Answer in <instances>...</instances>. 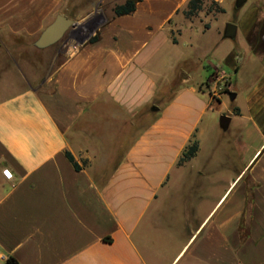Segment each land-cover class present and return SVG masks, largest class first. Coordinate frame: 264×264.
<instances>
[{
    "label": "crops",
    "instance_id": "crops-1",
    "mask_svg": "<svg viewBox=\"0 0 264 264\" xmlns=\"http://www.w3.org/2000/svg\"><path fill=\"white\" fill-rule=\"evenodd\" d=\"M68 1L0 0V261L264 264L257 19L240 54L222 44L224 21L179 17L189 0H141L94 41L63 48L74 27L37 47ZM226 64L240 90L213 101L207 82L231 76Z\"/></svg>",
    "mask_w": 264,
    "mask_h": 264
},
{
    "label": "rangeland",
    "instance_id": "rangeland-1",
    "mask_svg": "<svg viewBox=\"0 0 264 264\" xmlns=\"http://www.w3.org/2000/svg\"><path fill=\"white\" fill-rule=\"evenodd\" d=\"M125 1L126 0H69L64 5L63 10L69 15V17L77 19L78 25L77 27L72 29L70 33L65 37L66 39L61 46L63 48H68L69 45H71V47L73 48L76 46L79 47L83 43L87 44L92 41L100 33L101 29L107 23V21L115 16L113 7L117 4L124 3ZM235 2L236 0H229V3L226 2L225 4L228 6V9L225 8L224 13L217 11H208L206 8L199 14V16L193 19H205V21L203 22L204 25L205 23H214L213 27L215 28L218 27V23H222L223 21V26H225L229 21L237 23L240 28L238 27V34L236 38H223L221 41H223L222 44H229L231 48H235L241 54L246 50V40L243 36V33H246L251 29V26H254V19H257V21L259 22L257 24L256 31H259L260 33L264 32V29L261 30L260 23L264 21V0H247L240 8H236ZM179 17L184 18L182 12ZM205 36L211 37L216 35L214 31L211 30L208 31ZM32 42L33 41H31L30 39L19 40V44H21V47L31 46ZM7 45L8 47H10L9 43H7ZM14 57L20 59L21 55H15ZM7 58L10 59L9 57ZM61 58L62 56L60 57V59ZM207 58L211 62L216 61L213 52L210 53ZM0 63L3 64L4 62L1 60ZM225 67L227 68V71L231 76L222 77L219 72H215L210 78V84L209 82H207L210 90H212L213 101L221 98L228 99V92L235 90V86H233V83L236 84L235 93L240 90V75L234 71H231L229 65L226 64ZM212 86H214V88H211ZM226 89L228 90V92H225L227 91ZM208 117H210V114L207 116V118ZM219 132V137L222 138L221 140L226 139L229 135V132H225L221 128H219ZM0 264L4 263L0 261Z\"/></svg>",
    "mask_w": 264,
    "mask_h": 264
},
{
    "label": "trees",
    "instance_id": "trees-1",
    "mask_svg": "<svg viewBox=\"0 0 264 264\" xmlns=\"http://www.w3.org/2000/svg\"><path fill=\"white\" fill-rule=\"evenodd\" d=\"M141 0H126L124 3L117 4L113 7V12L116 16L128 15L132 14L136 10L137 3ZM207 8L208 11H217V12H225V8L216 0H189L187 6L182 10V14L186 19H193ZM205 28H210V23H205ZM95 38L92 40L94 41ZM227 90V89H226ZM225 92H228L225 91ZM233 91H229L230 94ZM233 112L238 113V108H233ZM199 150V141L194 135L190 140V143L182 153V156L179 159V162L182 163L186 160L191 159L196 155ZM68 158L73 162L76 169H80L81 166L75 160L74 156L67 152ZM106 240H110V238H106ZM4 264H19L18 260L14 256L6 257Z\"/></svg>",
    "mask_w": 264,
    "mask_h": 264
},
{
    "label": "water",
    "instance_id": "water-1",
    "mask_svg": "<svg viewBox=\"0 0 264 264\" xmlns=\"http://www.w3.org/2000/svg\"><path fill=\"white\" fill-rule=\"evenodd\" d=\"M246 1L247 0H236V8L242 7ZM76 26V20L63 14H58L55 20L50 25H48L41 33L35 45L39 48L47 47L61 39L70 28H74ZM237 32L238 25L235 22H228L226 23L223 36L225 38L235 39L237 36ZM236 96L237 95L235 92H231L229 94V97L232 101L236 98ZM230 121L231 117L226 114L221 115L219 118L220 126L223 129L228 128Z\"/></svg>",
    "mask_w": 264,
    "mask_h": 264
},
{
    "label": "flooded vegetation",
    "instance_id": "flooded-vegetation-1",
    "mask_svg": "<svg viewBox=\"0 0 264 264\" xmlns=\"http://www.w3.org/2000/svg\"><path fill=\"white\" fill-rule=\"evenodd\" d=\"M261 23V30L264 29V21L260 22ZM71 29V28H70Z\"/></svg>",
    "mask_w": 264,
    "mask_h": 264
},
{
    "label": "built area",
    "instance_id": "built-area-1",
    "mask_svg": "<svg viewBox=\"0 0 264 264\" xmlns=\"http://www.w3.org/2000/svg\"><path fill=\"white\" fill-rule=\"evenodd\" d=\"M219 73H220V72H219ZM221 76H222V77H225V75H224V74H221Z\"/></svg>",
    "mask_w": 264,
    "mask_h": 264
}]
</instances>
